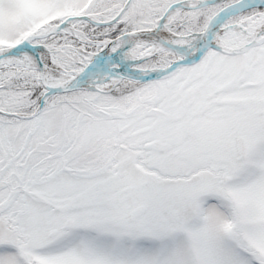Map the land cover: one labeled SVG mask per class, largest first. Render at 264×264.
<instances>
[{"label":"snow or ice","instance_id":"obj_1","mask_svg":"<svg viewBox=\"0 0 264 264\" xmlns=\"http://www.w3.org/2000/svg\"><path fill=\"white\" fill-rule=\"evenodd\" d=\"M0 264H264V0H0Z\"/></svg>","mask_w":264,"mask_h":264}]
</instances>
